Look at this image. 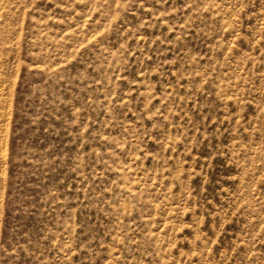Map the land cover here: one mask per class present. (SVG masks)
Listing matches in <instances>:
<instances>
[{"label": "rangeland", "instance_id": "1", "mask_svg": "<svg viewBox=\"0 0 264 264\" xmlns=\"http://www.w3.org/2000/svg\"><path fill=\"white\" fill-rule=\"evenodd\" d=\"M0 264H264V0H0Z\"/></svg>", "mask_w": 264, "mask_h": 264}]
</instances>
